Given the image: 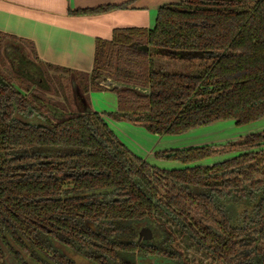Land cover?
Masks as SVG:
<instances>
[{"label": "trees", "instance_id": "obj_1", "mask_svg": "<svg viewBox=\"0 0 264 264\" xmlns=\"http://www.w3.org/2000/svg\"><path fill=\"white\" fill-rule=\"evenodd\" d=\"M7 40L29 45L38 60L32 44L1 33L0 49ZM163 58L193 70L166 72L156 64ZM11 64L0 68V264H264V133L210 166L202 163L218 155L214 146L156 153L182 166L161 170L126 147L87 96L116 94L117 112L106 116L155 137L260 122L264 0H180L159 9L153 30H115L97 41L73 111L53 102L46 110ZM28 115L46 126L24 123ZM143 227L151 241L139 240Z\"/></svg>", "mask_w": 264, "mask_h": 264}, {"label": "crops", "instance_id": "obj_2", "mask_svg": "<svg viewBox=\"0 0 264 264\" xmlns=\"http://www.w3.org/2000/svg\"><path fill=\"white\" fill-rule=\"evenodd\" d=\"M128 1L0 0V33L32 44L39 64L71 70L81 77L92 72L98 40L110 41L113 32L119 29L153 30L159 9L180 0H136L127 9L103 15L70 14L76 10L121 5ZM88 96L94 112L101 115L117 112L116 94L90 91ZM102 118L116 135L124 131L123 127L130 131L140 129L128 121L116 124L105 116ZM145 151L148 155L152 150L147 148Z\"/></svg>", "mask_w": 264, "mask_h": 264}, {"label": "rangeland", "instance_id": "obj_3", "mask_svg": "<svg viewBox=\"0 0 264 264\" xmlns=\"http://www.w3.org/2000/svg\"><path fill=\"white\" fill-rule=\"evenodd\" d=\"M12 61L16 62L15 74L22 80H27L28 85L39 93L46 104V110L49 109L47 105L52 104V102L55 103L54 107L59 110L68 112L75 110V89L78 87L83 90L88 85L84 77L49 71L45 65L38 63L29 45H20L7 40L0 49V68L11 71L10 66L12 65ZM156 64L157 67H162L166 72L170 73H188L193 70L190 63L178 60L156 59ZM20 81L16 80L15 84L17 86L20 85ZM41 108L42 106L39 109ZM107 114L104 115L108 120L110 119V121L116 124L123 123L115 118L107 117ZM22 119L28 125L46 126L36 116L28 115L22 117ZM123 128L125 129L124 131L121 130V134L115 135L126 147L152 166L170 171L182 168V166L174 162L156 160L154 157L156 153L214 146L220 149L218 155L202 163L205 166L214 165L235 157L238 151L237 146L242 144L246 137L264 133V119L248 126H237L234 121H219L207 127L191 130L181 136L155 137L144 127H140L139 131H130L128 127ZM230 146H235V149H232ZM147 148H151L152 151L148 155H145L148 151H145ZM143 229L148 230L147 227H143ZM73 258L78 264H88L79 258ZM7 264H10V262L7 261ZM154 264L163 263L154 262Z\"/></svg>", "mask_w": 264, "mask_h": 264}, {"label": "water", "instance_id": "obj_4", "mask_svg": "<svg viewBox=\"0 0 264 264\" xmlns=\"http://www.w3.org/2000/svg\"><path fill=\"white\" fill-rule=\"evenodd\" d=\"M153 239V234L150 229L144 230L142 229L139 233V240L142 241H151Z\"/></svg>", "mask_w": 264, "mask_h": 264}]
</instances>
